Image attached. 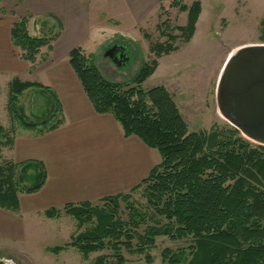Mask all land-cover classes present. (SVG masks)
Instances as JSON below:
<instances>
[{
	"label": "trees",
	"instance_id": "trees-1",
	"mask_svg": "<svg viewBox=\"0 0 264 264\" xmlns=\"http://www.w3.org/2000/svg\"><path fill=\"white\" fill-rule=\"evenodd\" d=\"M169 6L186 12V24L172 27L178 35L167 32L168 19L157 25L166 41L150 43L155 58L143 62L131 82L104 78L91 54L80 46L68 53V62L94 111L113 115L124 135L137 136L160 156L148 175L129 192L106 196L94 203L65 205L64 211L79 223L92 217L95 220L93 228L75 235L68 246L76 247L84 256L107 249L114 253V261H106V254H101L93 264H121L124 261L122 249L144 253L153 246L158 235L174 240L190 237L192 242L187 248L163 249V264H264V153L259 150L264 146H248L236 129L190 132L164 86L147 90L139 87L156 68L157 58L177 49L173 45L177 36L186 42L195 32L201 10L199 0L190 4L170 0ZM160 9L163 10V5ZM26 20L20 17L12 23L11 38L20 57L32 62L41 47L50 48V42L59 32L51 37L32 36L26 30ZM261 25L264 40V17ZM28 87L49 90L55 95L38 82L12 78L7 99L11 117L37 135L58 127L62 122L60 114L47 128H43L46 119L42 122L23 119L17 107V96ZM56 102L62 114L57 99ZM12 144L13 139L0 125V146ZM45 177L41 161H3L0 164V208L16 211L18 194L37 191ZM139 188L145 194V209L128 202L131 192ZM120 200L126 202L124 217L118 211ZM59 213L55 208L44 212L47 217ZM50 249L57 252L60 248ZM145 261H151L148 254Z\"/></svg>",
	"mask_w": 264,
	"mask_h": 264
},
{
	"label": "rangeland",
	"instance_id": "rangeland-1",
	"mask_svg": "<svg viewBox=\"0 0 264 264\" xmlns=\"http://www.w3.org/2000/svg\"><path fill=\"white\" fill-rule=\"evenodd\" d=\"M14 1L16 0H3L7 8H10ZM169 1H164L163 10L159 13L157 9H153L141 20L127 19L121 21L122 35L118 36L124 39L116 41L123 42L128 49L129 60L124 65L116 66L103 55L111 43L108 45L98 44L103 36L114 33L115 30H119V27L96 18L97 0H91L88 13L82 20L81 30L72 34V26L66 25L63 41L66 40L68 43L71 39L77 40L81 44V48L91 54L95 66L107 80L131 82L141 64L155 58L150 51V43L166 41V37L159 34L157 25L168 19L167 32L178 35L179 32L172 27L186 24V13L180 12L177 7L169 6ZM181 1L190 4L192 0ZM200 2L201 15L191 39L183 42L177 36L173 40V45H176L177 49L160 55L157 58L156 68L139 87L147 90L154 86H164L173 97L190 132H209L213 129L233 131L235 128L217 110L215 102L216 82L221 67L231 50L243 44L264 43L261 38L264 0H200ZM108 6L114 9V5L111 3ZM2 8L0 2V9ZM6 12L7 10L4 9L0 13ZM43 20L44 22L41 18H37L35 25H33L27 18V32L32 36L51 37L59 31L60 26L57 19H55L53 27L50 26V28L48 26L49 19L45 17ZM145 33L147 37L143 36ZM47 48L48 46L41 47L34 61L31 62L37 66L35 70L31 71V74L13 78H19L21 81L38 82L37 80H40L41 76L37 72L49 60L46 57ZM61 54H63V48L58 47L53 58L61 56ZM11 79L10 75H0V125L6 134L14 139V137L25 133L35 134V132L21 127L17 119L12 118L7 109ZM38 83L51 89L48 85ZM54 96L57 99V96ZM54 96L49 90L28 87L17 96V107L26 121L42 122L46 119L43 128H47L59 117V114L62 115ZM237 133L247 142L248 146L258 145L243 137L239 131ZM11 146H0V164L6 159L15 160V151H11ZM259 150L264 153V148H259ZM151 151L155 153L159 161L160 156L157 150L152 149ZM128 202L145 209L146 198L143 189L139 188L131 192ZM101 204L100 202L99 205ZM118 205V211L124 217L127 211L126 202L120 200ZM58 210L60 213L55 217H46L41 214L35 219L26 252L19 254L0 251V257L10 259L14 264H93L98 255L106 254V261H114V253L107 249L90 252L84 256L76 247L68 246L75 235L93 228L95 220L92 217L89 221L79 223L73 215L65 212L63 208ZM191 242L190 237L174 240L166 235H158L155 237L153 246L148 247L144 253L129 252L122 249L121 254L124 261L121 264H163L161 256L163 249L169 248L176 251L180 248H187ZM53 247L60 249L53 252L50 249ZM146 254L150 256V262L145 261Z\"/></svg>",
	"mask_w": 264,
	"mask_h": 264
},
{
	"label": "crops",
	"instance_id": "crops-1",
	"mask_svg": "<svg viewBox=\"0 0 264 264\" xmlns=\"http://www.w3.org/2000/svg\"><path fill=\"white\" fill-rule=\"evenodd\" d=\"M97 1L96 18L119 27L98 41L100 45H108L124 44L116 41L124 39L119 37L121 21L141 20L153 9L159 13L160 5L167 0ZM0 2L3 7L0 12L7 10L0 13V75L12 78L29 75L37 67L22 59L13 45L11 26L14 21L26 17L35 25L37 18L44 22L47 17L49 28L53 27L55 19L60 26L58 35L47 48L49 60L37 72L41 76L37 81L50 86L57 96L62 122L43 134L25 133L14 137L11 146L16 155L12 161L42 162L45 181L35 192L18 194L16 211L0 208V251L20 254L27 251L35 219L46 210L86 201L94 203L106 196L129 192L159 161L151 151L153 148L147 147L137 136L124 135L113 115L94 111L68 62L69 51L81 44L75 39L68 43L63 41L65 27L72 26V34L81 30L91 0H16L10 8L3 0ZM109 3L114 9L109 8ZM200 15L201 11L198 19ZM58 47L63 48V54L53 58Z\"/></svg>",
	"mask_w": 264,
	"mask_h": 264
},
{
	"label": "water",
	"instance_id": "water-1",
	"mask_svg": "<svg viewBox=\"0 0 264 264\" xmlns=\"http://www.w3.org/2000/svg\"><path fill=\"white\" fill-rule=\"evenodd\" d=\"M128 49L113 43L103 53L116 66L128 63ZM219 114L246 139L264 146V43L243 44L227 55L215 87ZM0 264H14L0 257Z\"/></svg>",
	"mask_w": 264,
	"mask_h": 264
}]
</instances>
